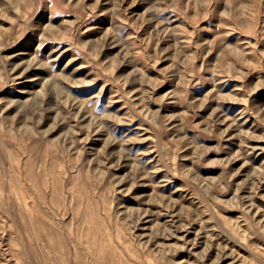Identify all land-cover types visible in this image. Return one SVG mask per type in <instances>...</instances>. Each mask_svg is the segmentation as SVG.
I'll return each instance as SVG.
<instances>
[{"label":"rangeland","instance_id":"obj_1","mask_svg":"<svg viewBox=\"0 0 264 264\" xmlns=\"http://www.w3.org/2000/svg\"><path fill=\"white\" fill-rule=\"evenodd\" d=\"M0 264H264V0H0Z\"/></svg>","mask_w":264,"mask_h":264}]
</instances>
